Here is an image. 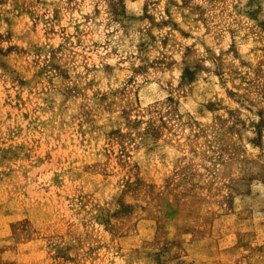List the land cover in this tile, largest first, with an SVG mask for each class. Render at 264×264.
<instances>
[{
    "label": "rangeland",
    "instance_id": "374dc122",
    "mask_svg": "<svg viewBox=\"0 0 264 264\" xmlns=\"http://www.w3.org/2000/svg\"><path fill=\"white\" fill-rule=\"evenodd\" d=\"M0 264H264V0H0Z\"/></svg>",
    "mask_w": 264,
    "mask_h": 264
}]
</instances>
